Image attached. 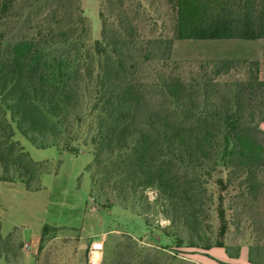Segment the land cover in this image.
Returning <instances> with one entry per match:
<instances>
[{
	"label": "trees",
	"instance_id": "obj_1",
	"mask_svg": "<svg viewBox=\"0 0 264 264\" xmlns=\"http://www.w3.org/2000/svg\"><path fill=\"white\" fill-rule=\"evenodd\" d=\"M37 1L43 4L42 18L32 23V13L26 12L30 32L13 38L9 27L20 17L18 7L14 0H0V182L39 189L32 185L38 163L14 139L17 133L37 148L78 154L79 132L90 118L86 136L95 161L104 152L115 153L116 175L133 191L157 189L190 241L202 239L207 216L202 178L219 165L239 181L242 195L257 196L263 188L264 146L257 134L264 123L259 109L264 108V82L252 67L224 104L213 100L209 87L216 89L215 81L234 60L217 62L206 82L169 77L160 87L166 104L155 109L143 85L130 76L124 56L137 32L130 12L107 0L109 14L100 10L101 38L92 41L81 0ZM166 1L175 40L264 42V0ZM24 4V11L35 5ZM1 230L0 259L8 263L13 234L3 236ZM226 233L221 228L220 236ZM219 247L226 246L220 242ZM258 249L250 251L251 264H264Z\"/></svg>",
	"mask_w": 264,
	"mask_h": 264
},
{
	"label": "rangeland",
	"instance_id": "obj_2",
	"mask_svg": "<svg viewBox=\"0 0 264 264\" xmlns=\"http://www.w3.org/2000/svg\"><path fill=\"white\" fill-rule=\"evenodd\" d=\"M14 2L20 17L10 21L9 32L21 38L31 28L26 12L32 13L36 23L42 18L43 4ZM112 2L130 12L137 30L124 56L130 76L143 85L152 108L166 104L160 87L169 77L179 76L188 84L206 82L213 78L216 63L227 59L235 64L215 81L216 89L209 87L214 101L223 99L224 104L235 84L248 79L250 67L264 82L262 40H175L166 0ZM24 3L35 5L24 11L20 9L26 7ZM81 6L92 41L99 40L100 10L109 14L107 0H81ZM90 123L88 118L79 132L78 154L59 152L56 147L37 148L16 134L14 139L38 163L32 185L39 189L28 191L19 181L0 182L1 232L13 234L9 262L1 258L0 264H88L87 248L94 240L104 242L102 264H251L252 248L264 253V169L259 176L263 188L257 196L242 195L239 181L223 165L205 175L209 203L202 239L190 241L188 230L173 221L157 189L133 191L116 175L115 153L104 152L95 161L96 150L90 134L86 136ZM259 130L257 137L264 146V123ZM44 226L49 230L42 243ZM224 227L227 233L222 237L219 232ZM220 242L226 247H219ZM206 244L209 250L203 249Z\"/></svg>",
	"mask_w": 264,
	"mask_h": 264
},
{
	"label": "built area",
	"instance_id": "obj_3",
	"mask_svg": "<svg viewBox=\"0 0 264 264\" xmlns=\"http://www.w3.org/2000/svg\"><path fill=\"white\" fill-rule=\"evenodd\" d=\"M104 242L94 240L87 248L88 264H102Z\"/></svg>",
	"mask_w": 264,
	"mask_h": 264
},
{
	"label": "crops",
	"instance_id": "obj_4",
	"mask_svg": "<svg viewBox=\"0 0 264 264\" xmlns=\"http://www.w3.org/2000/svg\"><path fill=\"white\" fill-rule=\"evenodd\" d=\"M15 183H17V182H15ZM24 185V184H23ZM24 187H25V185H24ZM44 228V227H43ZM27 243H28V245H32L33 243L31 242V241H29V240H25ZM30 248H31V246H30ZM33 264V263H32Z\"/></svg>",
	"mask_w": 264,
	"mask_h": 264
}]
</instances>
